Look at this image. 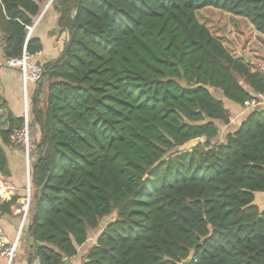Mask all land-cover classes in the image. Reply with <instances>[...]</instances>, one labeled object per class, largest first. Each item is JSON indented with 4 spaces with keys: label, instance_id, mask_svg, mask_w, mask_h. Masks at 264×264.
Returning <instances> with one entry per match:
<instances>
[{
    "label": "trees",
    "instance_id": "trees-1",
    "mask_svg": "<svg viewBox=\"0 0 264 264\" xmlns=\"http://www.w3.org/2000/svg\"><path fill=\"white\" fill-rule=\"evenodd\" d=\"M43 1L0 0L6 60L42 50L27 27ZM50 5L67 39L41 65L37 84L46 83L47 93L41 100L38 90L29 108L30 129L40 135L31 141L24 227L39 264L76 257L108 216L81 264H179L189 256V264H264V203H255L264 194V107L216 141L217 123L231 120L223 100L243 108L264 96V71L235 58L196 17L219 9L264 37V0ZM8 121L0 130L3 179L2 145L22 118ZM198 137L201 145L177 150ZM16 201L0 197V215Z\"/></svg>",
    "mask_w": 264,
    "mask_h": 264
},
{
    "label": "crops",
    "instance_id": "crops-1",
    "mask_svg": "<svg viewBox=\"0 0 264 264\" xmlns=\"http://www.w3.org/2000/svg\"><path fill=\"white\" fill-rule=\"evenodd\" d=\"M49 1L50 0H44L42 2L41 14L34 22L35 25L37 22H39V25L43 24L42 33L36 34L35 30L33 29V36L40 40L42 50L35 55H32L31 61L40 65L56 59V57H54L55 49L51 48L50 43L46 46L43 39L48 41L50 38H54L56 34L64 36L65 40L67 39L66 32L58 31L59 29L57 27V21L59 18V13L54 6L48 5ZM235 18L241 19L239 17ZM255 34L258 33L255 32ZM2 48V36L0 34V130H4L9 126L10 123L8 120L10 118H22L24 113V91L20 71L17 67H9L5 65L6 59L4 58ZM45 55H47V57ZM59 55L60 54H58V56ZM38 90L41 97L40 99H44L47 93L46 83H29L27 85L26 92L30 109L32 108L34 96ZM233 111L235 112L236 108H234ZM31 131L33 134L31 141L34 139H39L40 134L38 128L33 126ZM6 146L7 145L4 144L2 145V148L7 158L9 177L3 179L0 176V179H2L4 182L3 184L5 188V193L1 196V200L8 201L10 198L16 197L17 201L16 204L11 208L10 214L0 215V230L8 242H13L17 238L21 227V206L24 198V189L26 186V163L23 154L11 153ZM105 225L106 224H103L101 226L100 224L97 229L89 232L86 243L77 248L78 254L76 257L69 259V264L82 263L87 250L96 243L97 237ZM26 229L27 226L21 230L17 241L15 256L11 264H39V261L34 256V252L31 248L32 241ZM0 264H7V258H0Z\"/></svg>",
    "mask_w": 264,
    "mask_h": 264
},
{
    "label": "rangeland",
    "instance_id": "rangeland-1",
    "mask_svg": "<svg viewBox=\"0 0 264 264\" xmlns=\"http://www.w3.org/2000/svg\"><path fill=\"white\" fill-rule=\"evenodd\" d=\"M197 20L206 26L209 31L216 37L220 38L226 49L235 57L239 59H247L250 64L252 63V70L257 68L264 71V37L259 34H255L253 28L244 19H237L235 16L229 13L215 9L212 7H205L196 11ZM37 24L34 27L36 34L42 33V25ZM50 36V35H49ZM51 37V36H50ZM45 45L51 44V48H54V57L57 58L59 52L62 51L64 44V36L56 34L54 38H50L48 41L43 39ZM47 57V55H45ZM246 60V61H247ZM213 96L218 99H222L220 91L212 90ZM224 106L230 112V123L223 125L217 123L219 136L216 141H220L224 138L225 134L235 130L239 122L247 114L243 112L242 108L235 107L236 105L224 99ZM236 108L234 112L233 109ZM32 128L30 129V140H32ZM180 154L172 156L170 159L174 161ZM2 181V180H1ZM3 182V181H2ZM255 203L258 206H263L264 194H258L255 199ZM111 219V216L101 221V226L106 224ZM20 234V233H19Z\"/></svg>",
    "mask_w": 264,
    "mask_h": 264
},
{
    "label": "built area",
    "instance_id": "built-area-1",
    "mask_svg": "<svg viewBox=\"0 0 264 264\" xmlns=\"http://www.w3.org/2000/svg\"><path fill=\"white\" fill-rule=\"evenodd\" d=\"M53 0H50L48 5L51 4ZM35 24L31 27H27L28 36L32 34ZM5 65L9 67H17L20 71L23 83V91H24V113L22 117V123L19 128H15L9 135V140L7 143V149L14 154L21 153L25 158L26 163V186H25V196L23 198L22 206H21V227L19 233L24 227V223L28 214L29 204H30V196H31V187H30V148H31V140H30V114H29V105L27 99V85L29 83L37 84L40 82L43 76V69L40 64L31 61V55L26 53L23 50V53L20 58L17 59H7ZM264 107V96L262 94H257L255 98L250 101H247L243 105V112L247 113L254 109ZM1 187L4 188V184L0 179V197L2 196ZM20 234H18L17 238L13 242H8L0 230V258H7V264H11L14 256L15 250L17 247V241Z\"/></svg>",
    "mask_w": 264,
    "mask_h": 264
},
{
    "label": "water",
    "instance_id": "water-1",
    "mask_svg": "<svg viewBox=\"0 0 264 264\" xmlns=\"http://www.w3.org/2000/svg\"><path fill=\"white\" fill-rule=\"evenodd\" d=\"M247 63H250L249 60H247ZM203 138L202 137H198L195 139H191L188 140L187 142H185L183 145L179 146L177 148V150L179 152H185V151H191L192 149L196 148L197 146L201 145L203 143ZM258 219H256L257 221ZM191 261V256H189L188 258H186L185 260H183L182 262H180L179 264H189ZM63 264H69V259H64L63 260Z\"/></svg>",
    "mask_w": 264,
    "mask_h": 264
},
{
    "label": "bare ground",
    "instance_id": "bare-ground-1",
    "mask_svg": "<svg viewBox=\"0 0 264 264\" xmlns=\"http://www.w3.org/2000/svg\"><path fill=\"white\" fill-rule=\"evenodd\" d=\"M2 195L5 193V188L1 187Z\"/></svg>",
    "mask_w": 264,
    "mask_h": 264
}]
</instances>
